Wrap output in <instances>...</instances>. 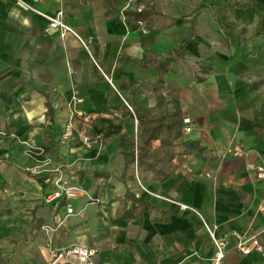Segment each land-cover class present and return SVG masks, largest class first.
Segmentation results:
<instances>
[{
  "label": "crops",
  "instance_id": "1",
  "mask_svg": "<svg viewBox=\"0 0 264 264\" xmlns=\"http://www.w3.org/2000/svg\"><path fill=\"white\" fill-rule=\"evenodd\" d=\"M24 3L62 9L93 37L116 89L75 35ZM254 4L264 0H0V264H49L52 249L74 243L97 250L94 264H212L203 219L228 236L222 264H264V251L243 254L233 236L259 233L264 245L255 170L264 165V15ZM160 96L192 129L175 147V170L158 180L131 156L135 111L155 109ZM74 111L100 143L62 142ZM45 157L96 200L74 199L69 217L66 200L47 202L54 185L26 170ZM45 225L56 227L51 242Z\"/></svg>",
  "mask_w": 264,
  "mask_h": 264
},
{
  "label": "built area",
  "instance_id": "2",
  "mask_svg": "<svg viewBox=\"0 0 264 264\" xmlns=\"http://www.w3.org/2000/svg\"><path fill=\"white\" fill-rule=\"evenodd\" d=\"M19 1V0H18ZM41 0H34V3L40 2ZM26 9L31 10L48 20L49 27L54 29H59L62 36H65L67 33L75 35L80 42L82 43L83 48L88 52L90 58L96 65V67L105 74L102 67L98 63L97 59L94 57V54L91 49L93 43V37L88 39L82 38L76 29L70 25L65 18V12L61 9L54 15L48 14L33 4L24 3ZM107 79L113 84L111 78L106 75ZM116 89V88H115ZM128 107L133 110L132 106L127 103ZM77 116H84L81 112L74 111L64 127V132L62 134L61 140L63 143H69L72 139L76 138L84 147L92 148L97 143H100V138L93 137L85 130H80L76 123ZM137 121V120H136ZM191 119L185 117V124L183 127V133L187 134L191 131ZM28 146V153L32 154L33 152H38L44 154L45 150L42 146H34L31 143L24 141ZM136 153H137V141H136ZM235 155L238 152H234ZM137 168V166H136ZM26 170L35 176H44L46 177L47 182L54 185V189L46 196L47 202L52 201H62L66 200L67 215L69 217L75 213V208L73 206V200L79 198H86L89 203H93L96 198L87 190L85 187L81 186L78 183H75L70 172L66 170L64 166H55L53 165L52 159L45 157L43 159L37 160L33 165L27 166ZM257 176L264 180V165H259L255 167ZM183 209H191L197 213L201 218V213L194 209L181 205ZM203 219V218H202ZM203 224L206 230L209 232L215 248L214 256L211 258L212 264H222L227 256V251L229 247L228 236L219 237L216 234V228L212 227L207 221L203 219ZM50 242L52 241V234L55 232L56 227L53 225H45L43 227ZM233 236L237 239L236 248L243 254H249L253 250L259 252L264 251V245L260 239L259 233H250L242 234L240 232H234ZM97 250L94 247L84 245L81 243H74L66 247L54 248L52 249L51 259L49 264H94V256L96 255Z\"/></svg>",
  "mask_w": 264,
  "mask_h": 264
},
{
  "label": "trees",
  "instance_id": "3",
  "mask_svg": "<svg viewBox=\"0 0 264 264\" xmlns=\"http://www.w3.org/2000/svg\"><path fill=\"white\" fill-rule=\"evenodd\" d=\"M250 4L238 3L235 7H247ZM256 11L264 15V6L254 4ZM145 12L141 10L133 13V20L140 21ZM128 19V17H127ZM227 26H233L228 23ZM165 98L160 96V101L155 109L135 111L134 117L140 121L137 153L131 156V162L138 170L147 169L154 173L158 180L169 175L175 169L173 159L176 155L175 147L180 138L183 137L185 116L179 110L169 113L166 109ZM97 138V137H95ZM136 148V145H134ZM131 212L130 210L127 211ZM136 212V210H133Z\"/></svg>",
  "mask_w": 264,
  "mask_h": 264
},
{
  "label": "rangeland",
  "instance_id": "4",
  "mask_svg": "<svg viewBox=\"0 0 264 264\" xmlns=\"http://www.w3.org/2000/svg\"><path fill=\"white\" fill-rule=\"evenodd\" d=\"M262 26H264V23H263V25H262ZM250 36H251V35H248V36H247V38H248V37H250ZM74 214H75V213H74ZM74 214H73V215H74Z\"/></svg>",
  "mask_w": 264,
  "mask_h": 264
}]
</instances>
